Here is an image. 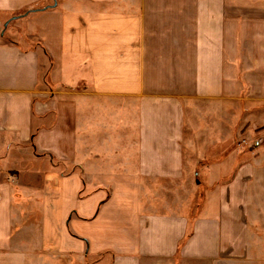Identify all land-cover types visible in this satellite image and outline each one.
<instances>
[{"label":"crops","instance_id":"obj_1","mask_svg":"<svg viewBox=\"0 0 264 264\" xmlns=\"http://www.w3.org/2000/svg\"><path fill=\"white\" fill-rule=\"evenodd\" d=\"M0 264H264V0H0Z\"/></svg>","mask_w":264,"mask_h":264},{"label":"rangeland","instance_id":"obj_2","mask_svg":"<svg viewBox=\"0 0 264 264\" xmlns=\"http://www.w3.org/2000/svg\"><path fill=\"white\" fill-rule=\"evenodd\" d=\"M80 88H81V87H80ZM240 139H241V140H240V142H243V141H246V140H247V139L245 140V138H244V140H243V141H242V138H240ZM251 142H252V141H251Z\"/></svg>","mask_w":264,"mask_h":264}]
</instances>
